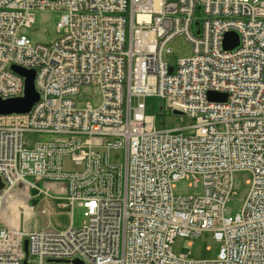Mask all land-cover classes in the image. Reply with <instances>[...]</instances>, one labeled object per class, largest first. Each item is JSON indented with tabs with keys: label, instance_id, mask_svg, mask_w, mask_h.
<instances>
[{
	"label": "built area",
	"instance_id": "1",
	"mask_svg": "<svg viewBox=\"0 0 264 264\" xmlns=\"http://www.w3.org/2000/svg\"><path fill=\"white\" fill-rule=\"evenodd\" d=\"M37 9L62 11L53 42L22 33ZM230 31L239 44L229 50ZM179 35L193 53L172 66L163 54ZM14 64L36 70L40 97L29 112L0 114V208L23 186L86 220L0 230V264H264V0H0L2 99L24 94ZM87 85L100 87V105L77 106ZM150 96L194 123L159 127ZM240 170L250 189L225 216ZM181 179L201 191L175 194ZM205 230L221 242L217 259L173 252L176 237Z\"/></svg>",
	"mask_w": 264,
	"mask_h": 264
},
{
	"label": "rangeland",
	"instance_id": "2",
	"mask_svg": "<svg viewBox=\"0 0 264 264\" xmlns=\"http://www.w3.org/2000/svg\"><path fill=\"white\" fill-rule=\"evenodd\" d=\"M34 13L35 23L30 28H23L22 33L28 35L34 44L53 42L58 37L57 23L62 11L37 9ZM167 49H170L171 52H168ZM192 53V43L184 35H179L166 46L163 60L169 65L176 66L180 59L188 58ZM87 101H90L94 106L100 105L102 93L99 86L87 85L81 88V94L76 98L77 106L82 107ZM146 105L147 113L156 115V123L159 127L188 126L194 123V119L189 115L181 117L168 111L165 98L147 97ZM161 107L164 109L162 112L160 111ZM109 157L112 164H121L124 158L123 150L111 149ZM65 166L69 169H78L69 158L65 159ZM251 177V173L246 170L234 173L233 185L237 194L227 202L225 216H234L240 211L250 189ZM22 187L5 195L0 208V229L20 227L26 231H38L51 228L61 231L68 229L71 225L77 229L83 227L86 217L81 207L75 206L71 214L68 209H65L66 205L65 208L60 207L59 203L65 202L64 200L57 201L47 195L38 194V190H28ZM200 191V188L191 186L186 179L177 181L174 186V193L177 195L197 194ZM51 192L65 194L64 191L58 190H51ZM12 224H16V226L11 227ZM220 248L221 242L214 237L211 230L203 231L198 237L178 236L172 244L175 254L191 251L195 258L201 260L217 259Z\"/></svg>",
	"mask_w": 264,
	"mask_h": 264
},
{
	"label": "water",
	"instance_id": "3",
	"mask_svg": "<svg viewBox=\"0 0 264 264\" xmlns=\"http://www.w3.org/2000/svg\"><path fill=\"white\" fill-rule=\"evenodd\" d=\"M239 44V35L234 31H230L224 35L223 45L225 49H233ZM12 69L24 77V94L19 97L2 99L0 97V114H10V113H26L29 112L32 106L39 100L40 94L36 89L35 85V69H26L18 65H12ZM226 94L209 92L208 99L210 101H225ZM162 111V108L160 109ZM173 114L182 115L183 112L179 110H173ZM4 187L3 182L0 178V189ZM24 250L28 252V240L24 242ZM75 264H81L78 260H74ZM27 264V261L24 262Z\"/></svg>",
	"mask_w": 264,
	"mask_h": 264
},
{
	"label": "crops",
	"instance_id": "4",
	"mask_svg": "<svg viewBox=\"0 0 264 264\" xmlns=\"http://www.w3.org/2000/svg\"><path fill=\"white\" fill-rule=\"evenodd\" d=\"M21 188V187H20ZM23 188V187H22ZM15 221H16V219H15ZM9 224V223H8ZM11 224V223H10ZM16 226V224H12L11 225V227H15ZM18 227V226H17ZM4 229V228H3Z\"/></svg>",
	"mask_w": 264,
	"mask_h": 264
},
{
	"label": "bare ground",
	"instance_id": "5",
	"mask_svg": "<svg viewBox=\"0 0 264 264\" xmlns=\"http://www.w3.org/2000/svg\"><path fill=\"white\" fill-rule=\"evenodd\" d=\"M182 116H184V113L182 114ZM16 229V228H15Z\"/></svg>",
	"mask_w": 264,
	"mask_h": 264
}]
</instances>
